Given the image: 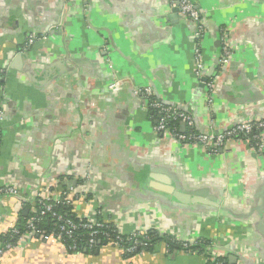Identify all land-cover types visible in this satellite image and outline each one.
I'll return each instance as SVG.
<instances>
[{"label":"crops","instance_id":"obj_1","mask_svg":"<svg viewBox=\"0 0 264 264\" xmlns=\"http://www.w3.org/2000/svg\"><path fill=\"white\" fill-rule=\"evenodd\" d=\"M192 1L205 21L207 76L217 74L224 30L234 47L211 105L195 74V24L168 0H0V188L27 198L44 185L61 190L71 177L67 187L76 181L88 198L74 202L79 216L100 210L124 234L154 229L178 241L206 240L228 264H264V150L235 140L215 155L157 134L135 94L152 87L165 104L191 113L202 133L264 116V0ZM32 34L47 39L27 48ZM25 203L0 195V235L16 227ZM208 262L204 253H170L164 243L129 258L113 245L71 253L40 238L0 259Z\"/></svg>","mask_w":264,"mask_h":264},{"label":"built area","instance_id":"obj_2","mask_svg":"<svg viewBox=\"0 0 264 264\" xmlns=\"http://www.w3.org/2000/svg\"><path fill=\"white\" fill-rule=\"evenodd\" d=\"M171 8L177 9L179 14L187 19L192 21L195 24V74L196 77L199 79V82L202 84L203 89L207 94V104H212V94L215 90V85L219 80V74L223 71L225 66L228 64L229 60L233 56L234 47L231 43L229 38L228 31H223V35L221 37V56L219 60V66L217 69V74L213 76H207L206 74V67L204 65L203 60V51H202V42L205 37L206 29H205V21L199 11V9L195 6L192 0H168ZM46 36L40 35H29L27 41L25 43L26 47L28 48L37 40H46ZM115 86L112 85L111 88L113 89ZM136 96L140 99H143V105L145 109L150 113L151 118L155 120L154 131L157 134L163 136H169L171 138L176 139L177 141L183 143L184 145H191L204 148L208 150L211 154L217 155L221 149L228 143V141H239L243 140L248 142L250 145V136L255 132L258 131V134L254 136V140L256 141V146L254 147L257 152L263 153L264 144H263V134H264V116L263 117H253L247 119L243 122L237 123L232 127L221 131H210L206 133L199 132L195 125L194 117L191 113L185 112L176 106L167 105L160 99H154L156 96L152 87H144L139 88L135 91ZM3 114V111L0 112ZM180 124L181 127L185 126V129L182 131L181 127L179 129L178 125ZM252 146V145H251ZM253 147V146H252ZM53 187L49 186H42L37 189V192L32 194L30 197L23 198L22 195H19L14 188L4 187L0 188V195H16L19 196L21 202L25 203L26 201L31 204L32 216L27 222V231L26 233H21L16 227L12 228L11 230L7 231V233L11 234L12 236L18 237V243L23 244L28 242L31 239L40 238L45 241H52L56 240L62 243L65 246L67 252H75L77 250L76 245L66 246L64 244V239L62 235H54V234H47L44 232H40L37 230L35 226V222L39 221V219L50 213L52 216L62 222L63 225L60 226V231L64 232L68 238L72 237V233L74 230L78 229V226L74 224L72 221L64 220L63 216L56 211L54 208L56 205L67 202L71 205L74 202H88L87 195L83 193L76 192V189L72 187V185H68V191L62 192L53 191ZM74 206V205H73ZM80 219H86V223L83 225L84 228L89 229V245L90 247H94L97 243V237L100 233H102L101 229L106 227V223L103 220H100L102 217V211L98 210L92 214L88 215H78ZM117 226V225H116ZM117 231L119 235H124L123 231L120 227L117 226ZM143 234L141 232H136L132 234H125V235H133L136 234ZM106 235V234H105ZM117 237V240L110 239V244L115 247H118L122 250L121 244L119 242L120 237ZM195 241H187L184 242L185 247H189V245L193 244ZM165 244V243H164ZM166 245V244H165ZM14 248L12 244H7L2 246L0 244V259L1 257L8 251ZM167 248V245H166ZM133 249H128L127 252L132 251ZM124 251V250H122ZM188 253H194L191 249L184 250ZM126 252V250H125ZM124 253V252H123ZM146 252L141 253L140 255ZM209 257L208 260L215 262L216 264H222V261H218V259L222 258L218 251L214 248L213 243H211L208 251Z\"/></svg>","mask_w":264,"mask_h":264},{"label":"trees","instance_id":"obj_3","mask_svg":"<svg viewBox=\"0 0 264 264\" xmlns=\"http://www.w3.org/2000/svg\"><path fill=\"white\" fill-rule=\"evenodd\" d=\"M154 99H158L156 96ZM153 113L152 111L149 113L151 116ZM153 116H155L153 114ZM180 129V124L178 125ZM258 134V131H255L250 136V143L253 147L256 146V141L254 140V136ZM71 177L63 178L60 182L61 191L65 192L68 191L66 181L71 180ZM53 191H58L55 188H52ZM60 191V190H59ZM31 204L25 203V207L23 211H21V214L19 216V220L17 222L16 228L21 233H26L27 231V222L32 216L31 210ZM28 210V214L25 215L24 212ZM54 211L61 214L64 218V220L72 221L74 224L78 226V229L74 230L72 233V237L68 238L67 235H65L64 232L60 231V226L63 225L62 222H59L56 220L52 214L48 213L44 216H42L39 221L35 222V226L38 231L44 232L47 234H54V235H62L64 239V244L66 246L76 245L77 250L75 252L71 253H89V254H95L102 246L109 245L110 239L117 240L118 237V231L117 226L114 223H106V227L102 228L100 233L97 237V243L94 245V247H90L89 245V233L90 230L83 227V225L86 223V219H80L78 215L74 211V206L70 203L62 202L55 206ZM100 220H103L101 217ZM104 221V220H103ZM106 234V235H105ZM110 237V239L108 238ZM120 237V244L122 250H124V256L125 257H135L137 255H140L143 252H153L156 248V246L160 243H165L167 245V249L170 253H172L174 250H186L191 249L193 252L198 253H204L206 256L209 257L208 251L211 243L206 240H197L192 245L190 244L189 247L184 246L183 241H178L174 236L167 234V233H159L158 231L154 229H150L143 234H136L133 235H119ZM18 243V237L12 236L9 233H4L0 235V244L2 246H5L7 244H12L14 247ZM128 249H133L132 251L127 252ZM126 250V252H125ZM218 261H222V264H228V261L226 258L222 257L218 259ZM208 264H216L215 262L209 261Z\"/></svg>","mask_w":264,"mask_h":264},{"label":"water","instance_id":"obj_4","mask_svg":"<svg viewBox=\"0 0 264 264\" xmlns=\"http://www.w3.org/2000/svg\"><path fill=\"white\" fill-rule=\"evenodd\" d=\"M174 10L178 12V10H177V9H174ZM219 44H220V41H219ZM19 57H21V55H20ZM19 57H18V58H19ZM208 76H209V75H208ZM182 128H183V130H184V129H185V126H183ZM150 179H151L152 181H155V177H150ZM76 184H77V182H76V181H70V182H68V185H69V186H70V185H72V186L74 187V186H76ZM150 185H151L152 187H154V186H155V185L151 184V182H150ZM163 190H165V191H166V193H169V192H168V190H166V189H164V188H163ZM28 212H29V211H28V210H26V211L24 212V214H25V215H27V214H28Z\"/></svg>","mask_w":264,"mask_h":264}]
</instances>
